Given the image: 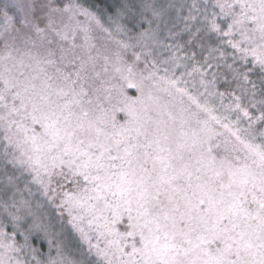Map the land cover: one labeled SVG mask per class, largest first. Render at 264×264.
Segmentation results:
<instances>
[{"label":"snow or ice","instance_id":"6c2138e0","mask_svg":"<svg viewBox=\"0 0 264 264\" xmlns=\"http://www.w3.org/2000/svg\"><path fill=\"white\" fill-rule=\"evenodd\" d=\"M0 264H264V0H0Z\"/></svg>","mask_w":264,"mask_h":264}]
</instances>
